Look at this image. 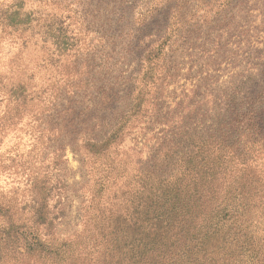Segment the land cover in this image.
Wrapping results in <instances>:
<instances>
[{"label": "rangeland", "instance_id": "rangeland-1", "mask_svg": "<svg viewBox=\"0 0 264 264\" xmlns=\"http://www.w3.org/2000/svg\"><path fill=\"white\" fill-rule=\"evenodd\" d=\"M191 156L264 201V0H0V202L69 239Z\"/></svg>", "mask_w": 264, "mask_h": 264}, {"label": "trees", "instance_id": "trees-1", "mask_svg": "<svg viewBox=\"0 0 264 264\" xmlns=\"http://www.w3.org/2000/svg\"><path fill=\"white\" fill-rule=\"evenodd\" d=\"M199 160L174 183L142 174L134 198L103 203L93 192L82 232L69 239L54 233L60 217L47 196L0 202V264H264L255 185L221 187L228 172L210 167L219 158Z\"/></svg>", "mask_w": 264, "mask_h": 264}]
</instances>
